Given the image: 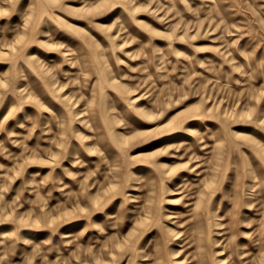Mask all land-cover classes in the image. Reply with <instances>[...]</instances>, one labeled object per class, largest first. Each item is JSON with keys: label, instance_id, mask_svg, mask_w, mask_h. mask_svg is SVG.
<instances>
[{"label": "rangeland", "instance_id": "1", "mask_svg": "<svg viewBox=\"0 0 264 264\" xmlns=\"http://www.w3.org/2000/svg\"><path fill=\"white\" fill-rule=\"evenodd\" d=\"M0 264H264V0H0Z\"/></svg>", "mask_w": 264, "mask_h": 264}]
</instances>
